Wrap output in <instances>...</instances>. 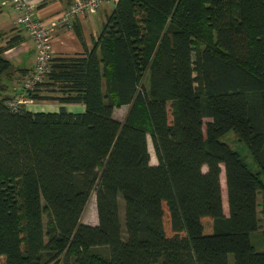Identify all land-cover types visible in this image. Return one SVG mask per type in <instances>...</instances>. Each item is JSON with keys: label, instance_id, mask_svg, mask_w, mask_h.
Masks as SVG:
<instances>
[{"label": "trees", "instance_id": "trees-1", "mask_svg": "<svg viewBox=\"0 0 264 264\" xmlns=\"http://www.w3.org/2000/svg\"><path fill=\"white\" fill-rule=\"evenodd\" d=\"M83 47L50 57L27 93L57 111L0 95V264H264V0H115Z\"/></svg>", "mask_w": 264, "mask_h": 264}, {"label": "crops", "instance_id": "crops-1", "mask_svg": "<svg viewBox=\"0 0 264 264\" xmlns=\"http://www.w3.org/2000/svg\"><path fill=\"white\" fill-rule=\"evenodd\" d=\"M74 0H29L32 5L36 19L45 22H55L53 17L68 8ZM115 0L106 2L96 10L87 13L81 18H74L82 32L83 45L90 49L93 41L100 33L102 23L106 16L112 11ZM15 13L8 0H0V46L6 43H13L12 46L4 50L3 56L11 65V72L8 77L2 79L6 86L0 92L1 96L13 97L20 91V86L29 70L34 67L36 57V47L28 32L15 23ZM76 37L72 29L54 26L51 33L50 57H72L84 53V47ZM35 103V104H33ZM33 105L25 107L32 112H55L59 104L55 101H34ZM65 109L69 112H82V104H65ZM123 107V106H121ZM128 108V106H126ZM264 182V177H263ZM222 187V186H221ZM222 207H227L225 187L221 188ZM257 202L261 203L260 194L257 195ZM259 207V206H258ZM257 236L258 249L262 247L260 233ZM256 247V246H255Z\"/></svg>", "mask_w": 264, "mask_h": 264}, {"label": "built area", "instance_id": "built-area-1", "mask_svg": "<svg viewBox=\"0 0 264 264\" xmlns=\"http://www.w3.org/2000/svg\"><path fill=\"white\" fill-rule=\"evenodd\" d=\"M8 1L15 13V23L28 32L36 47L35 64L31 76L25 79L19 93L5 102L10 111L17 112L34 102L27 96V93L35 82L41 80L45 72L46 62L50 58L51 33L54 26L71 29L74 18H81L102 4L113 0H74L68 8L53 17L55 22L50 23L35 18L29 0Z\"/></svg>", "mask_w": 264, "mask_h": 264}, {"label": "rangeland", "instance_id": "rangeland-1", "mask_svg": "<svg viewBox=\"0 0 264 264\" xmlns=\"http://www.w3.org/2000/svg\"><path fill=\"white\" fill-rule=\"evenodd\" d=\"M25 79L26 78H24L23 82L25 81ZM23 82H22V84H23ZM22 84H21V86H22ZM21 86H20V88H21ZM33 104H35V103H33ZM33 104H29V105H33ZM126 110H127L126 106L114 109L113 117L118 121H122L125 114H126ZM220 140H221V142L227 144L231 150L238 152L243 158H245L249 167L252 166L254 168H257V166L254 163L252 157L250 156L247 148L245 147V145L241 141H239L237 135L234 132L229 131V132L225 133L221 137ZM147 147H148V152L150 155V164L154 165V164H156V160H155V156H154V153L152 150V146H151V142H150L149 137H147ZM220 185L222 187L224 186L223 172H221V175H220ZM222 211H223V214H226L227 213V207H222ZM118 215H119V220L121 222L120 223L121 228L123 229V201L120 198L118 200ZM45 220H46L45 217H43V222H45ZM81 222L83 224L92 225V226L97 224L94 194L91 195V197L89 198V200L86 204V207H85L84 212H83L82 217H81ZM257 235L258 234H252L251 235V241L256 246V248L258 249V244H257V237L258 236ZM229 264H232L230 257H229Z\"/></svg>", "mask_w": 264, "mask_h": 264}]
</instances>
